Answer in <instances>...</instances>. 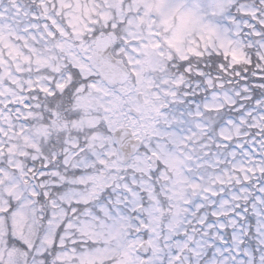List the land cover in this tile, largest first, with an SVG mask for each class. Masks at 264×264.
<instances>
[{
  "label": "snow or ice",
  "instance_id": "6c2138e0",
  "mask_svg": "<svg viewBox=\"0 0 264 264\" xmlns=\"http://www.w3.org/2000/svg\"><path fill=\"white\" fill-rule=\"evenodd\" d=\"M0 264H264V0H0Z\"/></svg>",
  "mask_w": 264,
  "mask_h": 264
}]
</instances>
